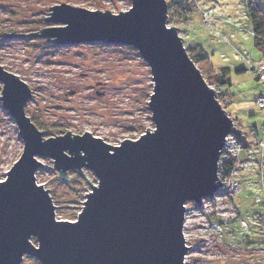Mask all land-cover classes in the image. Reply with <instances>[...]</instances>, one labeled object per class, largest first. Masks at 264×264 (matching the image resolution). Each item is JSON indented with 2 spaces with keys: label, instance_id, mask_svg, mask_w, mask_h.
<instances>
[{
  "label": "water",
  "instance_id": "95a60500",
  "mask_svg": "<svg viewBox=\"0 0 264 264\" xmlns=\"http://www.w3.org/2000/svg\"><path fill=\"white\" fill-rule=\"evenodd\" d=\"M56 5L43 20L57 25L29 34L58 46L136 49L151 72L154 128L118 145L89 132L45 138L25 113L31 89L0 65L1 104L23 141L21 156L0 181V264H22L25 257L40 264H183L191 248L182 233L184 206L214 197L225 137L243 134L189 58L178 27L167 26L166 0H130L116 14ZM12 32L4 35H29ZM39 158H50L57 176L68 181L73 170L91 185L77 224L56 219L49 189L36 182L47 166Z\"/></svg>",
  "mask_w": 264,
  "mask_h": 264
},
{
  "label": "rangeland",
  "instance_id": "374dc122",
  "mask_svg": "<svg viewBox=\"0 0 264 264\" xmlns=\"http://www.w3.org/2000/svg\"><path fill=\"white\" fill-rule=\"evenodd\" d=\"M185 1L187 16H175L171 24L180 30L184 47L200 44L208 54L209 62L195 63L205 81L211 80L208 78L213 74L211 66L216 69L228 65L231 68V82L222 87L230 100L226 112L235 119L237 128L246 134L243 143L248 148L250 130L262 137L264 109L257 108L256 98L264 94V88L254 73L248 71L253 66L242 54H249L254 66L264 62V57L253 44L250 34L233 32L232 44L212 39L201 24L198 10V6L209 7L221 17L242 20L244 0ZM61 2L92 11L107 9L112 14L125 12L131 6L130 0H0V65L31 89V99L24 107L26 115L37 129L45 131V138L63 135L66 131L74 135L89 132L109 145H118L124 139L139 138L146 128L152 130L154 125L148 100L153 81L147 63L136 49L102 43L58 46L29 34L57 25L47 24L43 18L49 15L48 7ZM259 7L264 10V0H259ZM217 24L223 32L231 31L230 26L220 21ZM12 31L29 35H4ZM234 54H237L238 62L232 61ZM221 55L231 62L224 63ZM238 68L244 71L237 72ZM22 149L23 141L16 124L0 100V181L21 156ZM253 159L258 164L250 183L243 182L240 192L234 196L238 207L236 214L223 219L220 228L211 230L209 224L215 219L208 213L199 217L191 210L190 226L183 231L185 244L191 247L184 264H264V209L259 208L262 203L258 200L264 198V179L262 182L258 175L259 171L264 175V165L260 166L257 154ZM39 161L51 167L39 169L36 182L49 189L53 205L58 207L56 219L75 221L91 185L73 170L67 171V176L71 177L68 181L57 176L59 172L53 169L50 158H39ZM84 171L88 182L97 184L93 173ZM188 207L193 209L196 205L189 202ZM254 211L249 219L242 218L246 225L240 226L239 214ZM22 261V264H40L31 257Z\"/></svg>",
  "mask_w": 264,
  "mask_h": 264
},
{
  "label": "built area",
  "instance_id": "2783aa9c",
  "mask_svg": "<svg viewBox=\"0 0 264 264\" xmlns=\"http://www.w3.org/2000/svg\"><path fill=\"white\" fill-rule=\"evenodd\" d=\"M172 1H178V0H166V4L170 5L169 9V15L167 19V26L171 27L172 20L175 18L176 15H174V6L171 5ZM185 0H180V3H184ZM259 0H254V3H258ZM199 13L201 14V24L209 31V33L212 35V39L216 40L218 43H224V44H232V40L234 38L233 32H241L243 34H250L253 39L259 38L256 33L253 32L250 26L246 25L247 15L246 12L243 10L241 11V19L242 20H231L228 17H221L217 13H215L214 10L210 9L209 7H203L200 8L198 6ZM168 12V10H167ZM221 22L224 25L230 26L231 31L229 32H223L219 29L218 22ZM173 26V25H172ZM176 26V25H174ZM178 35L180 36V30ZM237 57V54H235ZM243 58L246 59L247 63L250 64L251 67L248 71H252L257 77L258 81L261 82L263 88H264V62L257 63L255 66L253 65L250 55L242 54ZM216 94V100L220 103L221 107L224 109L226 102L222 100V98L219 96V93L221 91L220 88H215L213 86H210ZM256 106L258 109L262 110L264 109V94L259 95L256 98ZM228 114V113H227ZM230 116V114H228ZM231 117V116H230ZM232 118V117H231ZM241 131V129H240ZM242 132V131H241ZM249 139L251 143L247 149H244L245 144L243 143V139L246 136L244 132L243 138L240 140L236 135L233 133H230L228 136L225 137L224 146L220 153V158L217 163L218 169H217V177L219 182L221 183V186L219 187V190L214 195V197L210 199H205L202 202V205L200 207H194L193 209H190L188 207V204L184 206L185 208V215H184V224H183V231L190 226V218H191V210L196 211L197 216H203L208 213L212 218L215 220L211 221L210 229H217L220 228L221 223L224 221L226 217H229L230 215H234L237 210V205L235 202L234 196L238 194L241 190V184L250 183V180L253 176V172H255V166L258 164L253 159V155L257 154L260 157V166L263 167V149H264V125L262 126V137H258L257 132L255 130L249 131ZM246 152L247 155L244 154ZM258 175L260 176L261 181L264 179V175L262 174V171H259ZM263 182V181H262ZM262 184V183H261ZM260 197V196H258ZM263 197H260L259 203L261 202L262 205H260L259 208L264 209V202ZM219 209V210H218ZM258 212L257 210H255ZM254 212H244L240 213L239 220H240V226L244 227L246 225V221L242 220V218H250L249 215L255 213ZM260 213L258 212V215ZM184 234V233H183ZM185 239V238H184ZM187 246V245H186ZM188 247V246H187ZM186 257V256H185ZM185 260V258H184ZM184 264V261H183Z\"/></svg>",
  "mask_w": 264,
  "mask_h": 264
},
{
  "label": "trees",
  "instance_id": "16d2710c",
  "mask_svg": "<svg viewBox=\"0 0 264 264\" xmlns=\"http://www.w3.org/2000/svg\"><path fill=\"white\" fill-rule=\"evenodd\" d=\"M185 4L180 3V0L178 1H172L171 5L174 6V15L177 17H186L187 11H188V5L186 1ZM167 14L169 13L170 5L167 4ZM244 11L247 15L246 22L251 27L254 33L259 37L257 39H254L253 44L255 47L261 52V55L264 57V10H262L259 7V2L254 3V0H246L244 1ZM169 15V14H168ZM186 51L188 53L189 58L192 59L193 63L198 62H205L209 60L208 54L203 49V46L200 44H194L193 46L186 47ZM212 68L213 74H210L208 77L211 80L206 79L207 83L210 86H213L215 88H220L221 91L219 93V96L226 102V106L224 107V110L226 111V107L229 103V98L227 100L228 94L223 92L222 87L227 86L231 82V78L229 77L230 73V67L227 66H221L219 68ZM238 71H244V69L238 68ZM233 121L236 124V121L234 118H232ZM238 127V125L236 124ZM244 149H247V146H244ZM34 242V241H33Z\"/></svg>",
  "mask_w": 264,
  "mask_h": 264
},
{
  "label": "crops",
  "instance_id": "0c3cea01",
  "mask_svg": "<svg viewBox=\"0 0 264 264\" xmlns=\"http://www.w3.org/2000/svg\"><path fill=\"white\" fill-rule=\"evenodd\" d=\"M235 47H236V46H235ZM221 56H223V55H221ZM237 58H238V56L236 57L235 54H234V55H233V60H232V61H233V62H238L239 59H237ZM227 60L231 62V60L228 59V58H226L225 56L222 57V61H223L224 63L227 62ZM208 62H209V60H208ZM210 65H211V64H210ZM225 66H227V65H225ZM212 67H213V66H212ZM244 154L247 155L246 152H244Z\"/></svg>",
  "mask_w": 264,
  "mask_h": 264
},
{
  "label": "snow or ice",
  "instance_id": "6c2138e0",
  "mask_svg": "<svg viewBox=\"0 0 264 264\" xmlns=\"http://www.w3.org/2000/svg\"><path fill=\"white\" fill-rule=\"evenodd\" d=\"M82 6V5H81ZM53 7H58V5H54ZM73 23V21L71 19L68 20V25H71ZM0 184H2V182H0ZM73 225L77 224V221H73L72 222Z\"/></svg>",
  "mask_w": 264,
  "mask_h": 264
}]
</instances>
